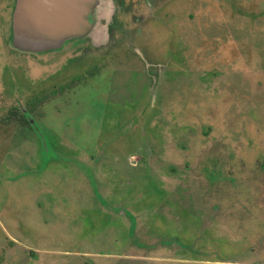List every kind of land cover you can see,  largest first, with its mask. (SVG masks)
Segmentation results:
<instances>
[{
  "label": "rangeland",
  "instance_id": "obj_1",
  "mask_svg": "<svg viewBox=\"0 0 264 264\" xmlns=\"http://www.w3.org/2000/svg\"><path fill=\"white\" fill-rule=\"evenodd\" d=\"M16 1L0 264H264V0H103L101 39L44 54L14 51Z\"/></svg>",
  "mask_w": 264,
  "mask_h": 264
},
{
  "label": "water",
  "instance_id": "obj_2",
  "mask_svg": "<svg viewBox=\"0 0 264 264\" xmlns=\"http://www.w3.org/2000/svg\"><path fill=\"white\" fill-rule=\"evenodd\" d=\"M103 5V0H17L13 48L44 54L62 49L69 41L97 39Z\"/></svg>",
  "mask_w": 264,
  "mask_h": 264
},
{
  "label": "trees",
  "instance_id": "obj_3",
  "mask_svg": "<svg viewBox=\"0 0 264 264\" xmlns=\"http://www.w3.org/2000/svg\"><path fill=\"white\" fill-rule=\"evenodd\" d=\"M11 38H12V40H11V44H12V42H13V30H12ZM14 51H16V50H14ZM91 75H95V73L92 72ZM82 81L83 80L81 78H77L76 80H74L72 82L73 83L72 85L69 84L67 87H69L71 89L76 88ZM53 95H56V94H53ZM45 100H46V98L44 97V98L37 99L36 101L31 102L29 110L21 109V107H19V106L13 107L11 109V111H10V117L9 118H5L4 121L5 120L6 121H10V120L14 119V120L18 121L19 123H21L24 126L32 127L30 116H31V114L34 113L35 106L44 104Z\"/></svg>",
  "mask_w": 264,
  "mask_h": 264
},
{
  "label": "flooded vegetation",
  "instance_id": "obj_4",
  "mask_svg": "<svg viewBox=\"0 0 264 264\" xmlns=\"http://www.w3.org/2000/svg\"><path fill=\"white\" fill-rule=\"evenodd\" d=\"M17 2V1H16ZM11 6H12V4H11V0H5V4H4V14L5 15H7L8 14V11H10L11 10ZM14 14V13H13ZM13 18V17H12ZM95 35H96V37H97V39H101L102 38V33H101V31H100V29H99V31H95ZM79 41H81V40H73V41H69L64 47H66L68 44H71V43H74V42H79ZM63 47V48H64Z\"/></svg>",
  "mask_w": 264,
  "mask_h": 264
},
{
  "label": "bare ground",
  "instance_id": "obj_5",
  "mask_svg": "<svg viewBox=\"0 0 264 264\" xmlns=\"http://www.w3.org/2000/svg\"><path fill=\"white\" fill-rule=\"evenodd\" d=\"M96 31H99V29H96Z\"/></svg>",
  "mask_w": 264,
  "mask_h": 264
},
{
  "label": "crops",
  "instance_id": "obj_6",
  "mask_svg": "<svg viewBox=\"0 0 264 264\" xmlns=\"http://www.w3.org/2000/svg\"><path fill=\"white\" fill-rule=\"evenodd\" d=\"M12 23H13V18H12Z\"/></svg>",
  "mask_w": 264,
  "mask_h": 264
}]
</instances>
